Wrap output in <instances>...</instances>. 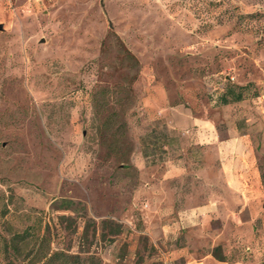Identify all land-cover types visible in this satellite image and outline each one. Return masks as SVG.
Here are the masks:
<instances>
[{
    "label": "rangeland",
    "instance_id": "1",
    "mask_svg": "<svg viewBox=\"0 0 264 264\" xmlns=\"http://www.w3.org/2000/svg\"><path fill=\"white\" fill-rule=\"evenodd\" d=\"M0 26V264H264V0H0Z\"/></svg>",
    "mask_w": 264,
    "mask_h": 264
},
{
    "label": "trees",
    "instance_id": "2",
    "mask_svg": "<svg viewBox=\"0 0 264 264\" xmlns=\"http://www.w3.org/2000/svg\"><path fill=\"white\" fill-rule=\"evenodd\" d=\"M249 86H237L235 84H232L230 82H227L224 84L221 92L217 95L215 98V101L217 102L218 105L224 106V105H229L232 103H237L241 102L244 100V94L247 91ZM145 156H148V153L145 152ZM120 230L116 232L118 234ZM22 236L21 238H23Z\"/></svg>",
    "mask_w": 264,
    "mask_h": 264
},
{
    "label": "water",
    "instance_id": "3",
    "mask_svg": "<svg viewBox=\"0 0 264 264\" xmlns=\"http://www.w3.org/2000/svg\"><path fill=\"white\" fill-rule=\"evenodd\" d=\"M0 30H2V27L0 26Z\"/></svg>",
    "mask_w": 264,
    "mask_h": 264
}]
</instances>
